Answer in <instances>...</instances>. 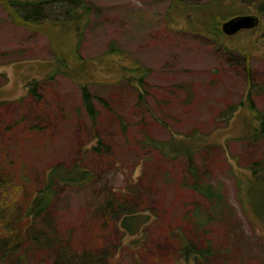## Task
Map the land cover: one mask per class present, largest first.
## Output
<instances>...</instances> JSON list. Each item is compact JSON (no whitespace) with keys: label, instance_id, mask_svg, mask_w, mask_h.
<instances>
[{"label":"rangeland","instance_id":"rangeland-1","mask_svg":"<svg viewBox=\"0 0 264 264\" xmlns=\"http://www.w3.org/2000/svg\"><path fill=\"white\" fill-rule=\"evenodd\" d=\"M86 1L93 12L82 41L71 30L47 34L16 25L0 4V53H7L0 54V158L10 163V172L30 183L7 190L17 193L11 199L4 195L6 205L14 199L21 203L25 189L39 188L50 168L80 163L94 180L59 186L51 206L61 244L76 251H112L110 244L118 242V235L97 219L103 218L98 214L101 196L111 192L128 203L130 191L136 195L129 204L158 222L151 225L142 250L113 248L114 264H153L154 256L173 248L165 232L182 225L197 208L206 214L208 207V200L191 188L188 155L170 152L167 144L173 140V148L194 150L193 165L202 181L220 188L225 203L208 225L215 252L224 253L212 256L208 264H264V216L253 206L264 196V187L256 186L251 199L247 190L249 167L264 159V138L255 135L257 112H264V25L225 38L193 30L188 19L169 13L170 0ZM48 14L66 18L58 6ZM232 18L221 21V30ZM111 42L123 50L121 58L107 55ZM61 49L75 53L71 72L58 71L55 54ZM133 64L150 70L143 103L133 87L117 84L106 69H131ZM85 66L89 76L83 73ZM31 81L41 82L40 103L28 97ZM85 84L109 103V110L97 104L94 125L82 102ZM248 99L255 111L248 109ZM233 106L232 117L223 118ZM22 115L37 124L40 116L47 117L48 127L30 132L18 123ZM93 146L99 150L91 151ZM29 244L18 254L26 264L54 262V253Z\"/></svg>","mask_w":264,"mask_h":264},{"label":"trees","instance_id":"trees-1","mask_svg":"<svg viewBox=\"0 0 264 264\" xmlns=\"http://www.w3.org/2000/svg\"><path fill=\"white\" fill-rule=\"evenodd\" d=\"M170 1L169 13L182 19H188L187 24L193 30L196 29L195 31L198 33L229 37L223 33L220 27L221 21L229 16H253L257 18L259 23L251 31L260 29L264 25V0ZM0 4L6 10L8 19L16 25L47 34L51 31L55 32L58 28L64 31L71 30L78 41L83 40L85 28L93 12L90 3L86 0H0ZM55 6L65 9V19L61 17L50 18L48 10ZM249 12H255L258 15H248ZM123 53L118 44L110 43L107 55L121 58ZM0 54L6 55L7 53ZM55 57V61L58 63V71L71 72L69 65L72 60L76 61L75 53L71 49L66 52L64 49L58 50V55L55 54ZM250 66V62H248V76L251 72ZM106 67L117 77L115 80L117 84L126 82L134 88L140 103L146 101L149 94L145 90L150 71L148 68L141 67L139 64H133L131 69H128L127 66L114 68V66L109 67L107 65ZM83 68H85L83 70L84 75L89 76L87 67ZM72 71H74L73 68ZM57 73L49 79H54ZM40 86V81H31L27 85L28 97L34 98L38 103L43 99V94L39 91ZM81 88L83 106L94 125L99 116L97 104L109 110V103L105 98L94 95L89 84H85ZM235 107L230 108L222 117H226L227 120L230 119L235 112ZM247 107L250 111H255L251 99H248ZM257 113L259 125L255 130V135L264 138V112ZM118 117L125 127L124 118ZM37 122L38 124L32 123L26 115H22L18 121L20 125L28 127L30 132L37 133L46 129L49 124L48 118L44 116H40ZM173 142L172 140L167 144L170 145V152L175 156L180 153L188 155L192 168L189 170L192 181L191 188L202 198L208 200V207L206 214L201 213L197 208L184 219L182 225L179 227L172 226L165 232L164 239L168 240L167 242L173 248L167 255L160 253L154 256L153 264H208L211 257L220 252V249L215 252L213 248L208 225L216 219L225 207L221 189L202 181L199 172L193 165V149L189 150L186 145L187 149L173 148ZM3 146L0 141V153ZM158 147L160 151H165L163 147ZM90 150L95 152L99 150V147L93 146ZM0 159V262L2 264H26L27 260L18 254L21 251V246L27 241L30 243L31 249L39 248L47 251V253H54L55 260L52 264H114L116 259L114 251H117L118 247L127 246L131 249L142 250L149 241L151 225L158 222L157 218H151L150 214L145 215V213L139 212L141 210L135 209L133 204H129V197L135 196V193L128 191V203L125 202L124 198L117 197L111 192L103 193L98 210V214L102 215L103 218L97 219L118 235V242L110 244L112 251L94 248L76 251L69 246H64L63 243L61 244L62 240L56 229L51 206L59 186L90 184L94 180L93 173L83 168L80 163H75L69 168L56 165L44 173L39 188L32 192L25 189V197L20 200L21 203L14 199L10 200V205H6L4 195L7 194L11 199L17 193L16 190L13 193H9L7 190L21 182L26 188L30 183L24 175H15L8 170L7 167L10 163L7 164L6 158ZM249 170L252 177L249 182L250 187L247 190H249V199H251V192L256 186H261V189L264 187V159L254 162ZM253 206L256 214L264 216V196L258 203L254 202ZM220 253L224 252L221 251Z\"/></svg>","mask_w":264,"mask_h":264},{"label":"water","instance_id":"water-1","mask_svg":"<svg viewBox=\"0 0 264 264\" xmlns=\"http://www.w3.org/2000/svg\"><path fill=\"white\" fill-rule=\"evenodd\" d=\"M259 20L253 16H237L227 20L222 25V31L227 36H232L241 30L254 29Z\"/></svg>","mask_w":264,"mask_h":264}]
</instances>
